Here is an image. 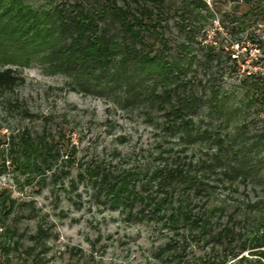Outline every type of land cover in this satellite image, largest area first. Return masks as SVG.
Wrapping results in <instances>:
<instances>
[{"label":"trees","instance_id":"16d2710c","mask_svg":"<svg viewBox=\"0 0 264 264\" xmlns=\"http://www.w3.org/2000/svg\"><path fill=\"white\" fill-rule=\"evenodd\" d=\"M262 3L242 0L246 6L243 16L264 18ZM185 7L179 9L178 27L187 29V36L180 49L173 51L165 33L171 12L176 10L164 0H46L39 8L22 0H0V93L22 83L16 68L35 63L45 73L63 75L73 90H116L125 105L145 108L146 118L161 135L176 136L188 145L202 143L208 151L185 167L176 155L169 164L166 158L160 159L162 166L148 176L156 195L142 196L130 172L116 171L96 160L86 164L78 177L84 176L111 206L128 212L138 206L139 217L146 212L151 219L163 220L170 231L181 229L183 244L210 245V251L191 264H227L231 259L229 264H264V249L256 252V263L241 255L247 247L264 246V200L256 192V187L264 189V128L246 124L250 110L255 116L264 113V72H247L240 78L242 93L235 101L236 90L221 85L223 57L209 46L196 61L199 91L189 87L195 79L187 77L194 61L189 45L193 27L183 23L197 19ZM234 21L244 26L241 19ZM225 59L235 61L229 53ZM193 73L197 75L196 70ZM22 112L24 118L29 116ZM51 139L24 130L9 136L6 158L11 171L22 175L27 184L43 175L55 153ZM241 184L249 185L257 198H245L231 211L224 204L209 203L216 186L236 191ZM196 200L199 206L193 203ZM15 204L5 190L0 191V258L10 250L12 230L5 219ZM253 229L251 237L240 233ZM38 233L43 235L40 229ZM28 241L32 246L24 250L23 260L30 258L38 238L31 236ZM175 245L172 237L165 243L171 256L179 257ZM30 262L39 264L40 260L31 257Z\"/></svg>","mask_w":264,"mask_h":264},{"label":"rangeland","instance_id":"374dc122","mask_svg":"<svg viewBox=\"0 0 264 264\" xmlns=\"http://www.w3.org/2000/svg\"><path fill=\"white\" fill-rule=\"evenodd\" d=\"M22 1L34 8L46 4V0ZM164 1L176 10L171 12L165 33L173 51L180 49L179 45L187 36V29L178 27L179 9L184 8L187 1L193 2L185 9H190L197 21H192V25L187 21L183 23L188 28L193 27L189 45L194 61L187 77L195 76V79H191L188 86L199 91L200 85L195 81L200 79L196 61L212 46L223 57L221 85L225 90H236L235 101L240 98L239 79L247 72H264V18L243 16L246 6L242 5V0ZM260 6L264 10V3ZM235 19L244 21V26ZM228 53L230 58L234 57V62L225 59ZM2 66L0 61V68ZM16 70L22 83L10 92L0 93V191L5 190L16 201L5 219L12 236L8 239V254L0 258L3 264H33L31 257L39 259V264H191L210 251L206 243L187 241L183 244L179 237L181 229L170 231L162 225L163 220L151 219L146 212H143L145 217H139L138 206L130 212L121 206H111L95 193L84 176L78 177L86 164L96 160L116 171L130 172V180L142 196L156 195L154 183L148 176L152 169L162 166L160 159L166 158L169 164L176 155L180 166L185 167L189 161L202 157L208 148L202 143L188 145L176 136L161 135L146 118L145 108L125 105L116 90L110 93L73 90L63 75L45 73L35 63ZM193 70L197 75L192 74ZM21 110L29 116L24 118ZM249 113L247 126L264 128V113L258 116L251 110ZM154 115L152 113L151 117ZM22 130L32 136L52 138L55 149L49 170L34 176L28 184L22 175L11 171L6 158L9 136ZM256 192L264 200V189L256 187ZM257 196L249 185H238L236 191L216 186L209 203L224 204L226 210L231 211L245 198L254 200ZM193 203L199 206L201 202ZM38 229L43 235L38 236ZM254 231L240 230V233L251 237ZM31 236L38 241L30 258L23 260L24 250L32 246L28 241ZM171 237L176 241L179 257L167 251L165 243ZM262 249L264 246L247 247L241 255L256 263L259 257L256 252Z\"/></svg>","mask_w":264,"mask_h":264}]
</instances>
